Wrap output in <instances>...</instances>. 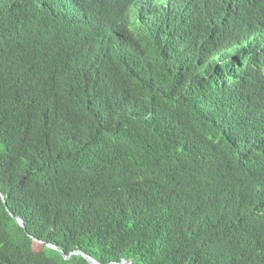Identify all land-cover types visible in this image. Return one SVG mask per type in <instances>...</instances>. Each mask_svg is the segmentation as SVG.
<instances>
[{
	"label": "trees",
	"instance_id": "trees-1",
	"mask_svg": "<svg viewBox=\"0 0 264 264\" xmlns=\"http://www.w3.org/2000/svg\"><path fill=\"white\" fill-rule=\"evenodd\" d=\"M0 191V264H264V0H0Z\"/></svg>",
	"mask_w": 264,
	"mask_h": 264
},
{
	"label": "water",
	"instance_id": "water-1",
	"mask_svg": "<svg viewBox=\"0 0 264 264\" xmlns=\"http://www.w3.org/2000/svg\"><path fill=\"white\" fill-rule=\"evenodd\" d=\"M0 198H1L2 202H3V204L5 205V199H4V196L1 193V191H0ZM9 214H10V216L12 218H14L18 222V224L21 227H24L23 220L21 218H19L18 216L14 215L11 211H9ZM32 238L35 239L34 237H32ZM45 244H46L47 247H49L51 249H54V250H57L61 254L63 259H69V258H71L72 255H79L82 258H84L87 261L88 264H102V263L98 262L97 260H95L93 257L89 256L88 254H85L83 251H81L79 249L70 251L69 253L66 254L57 245H54V244L49 243V242L45 243ZM106 264H133V261L121 258L118 262H107Z\"/></svg>",
	"mask_w": 264,
	"mask_h": 264
},
{
	"label": "rangeland",
	"instance_id": "rangeland-1",
	"mask_svg": "<svg viewBox=\"0 0 264 264\" xmlns=\"http://www.w3.org/2000/svg\"><path fill=\"white\" fill-rule=\"evenodd\" d=\"M36 247L38 248V247H40V245H39V244H37V245H36Z\"/></svg>",
	"mask_w": 264,
	"mask_h": 264
}]
</instances>
